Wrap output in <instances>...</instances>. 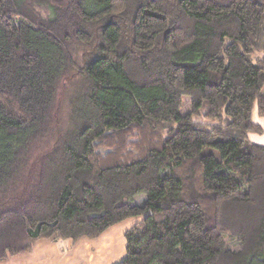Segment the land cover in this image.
I'll return each instance as SVG.
<instances>
[{
	"label": "trees",
	"instance_id": "16d2710c",
	"mask_svg": "<svg viewBox=\"0 0 264 264\" xmlns=\"http://www.w3.org/2000/svg\"><path fill=\"white\" fill-rule=\"evenodd\" d=\"M254 110L264 0H0V263L139 218L117 264H264Z\"/></svg>",
	"mask_w": 264,
	"mask_h": 264
},
{
	"label": "rangeland",
	"instance_id": "374dc122",
	"mask_svg": "<svg viewBox=\"0 0 264 264\" xmlns=\"http://www.w3.org/2000/svg\"><path fill=\"white\" fill-rule=\"evenodd\" d=\"M187 102V99H183V112L188 111ZM252 117L261 132L249 134L248 140L264 146V117L257 116L256 110ZM143 200L144 196H138L132 203L141 204ZM139 221V218L125 220L97 239H79L77 242L42 240L34 245L31 253L20 256V260L0 264H117L125 256V238L122 235Z\"/></svg>",
	"mask_w": 264,
	"mask_h": 264
},
{
	"label": "crops",
	"instance_id": "0c3cea01",
	"mask_svg": "<svg viewBox=\"0 0 264 264\" xmlns=\"http://www.w3.org/2000/svg\"><path fill=\"white\" fill-rule=\"evenodd\" d=\"M125 233V232H124ZM124 235V234H123ZM123 235H122V237H123ZM20 260L21 259V257L19 256L18 258H12V259H8V261H6V262H2V263H8V262H10V261H12V260ZM10 260V261H9Z\"/></svg>",
	"mask_w": 264,
	"mask_h": 264
}]
</instances>
